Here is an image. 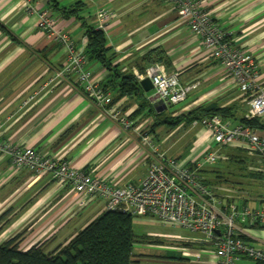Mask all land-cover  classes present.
Instances as JSON below:
<instances>
[{
    "label": "crops",
    "instance_id": "0c3cea01",
    "mask_svg": "<svg viewBox=\"0 0 264 264\" xmlns=\"http://www.w3.org/2000/svg\"><path fill=\"white\" fill-rule=\"evenodd\" d=\"M30 1L34 10L26 12L22 0H0V22L6 27V31L0 28L1 141L34 147L44 155L67 160L118 185L139 182L158 153L195 164L207 151L216 148L210 130L198 121L188 126L162 125L152 130L150 111H171L172 106L164 108L159 104L157 109L154 88L146 91L142 87L144 94L139 99L134 95L123 96L115 103L97 105L83 92L76 73L56 77L55 72L66 58V49L39 26L40 12L50 11L57 18L58 27L86 51L84 26L75 17L67 19L55 14L48 0ZM82 1L86 3L82 14L94 26L99 9L116 12L106 34L115 52L113 65H118L122 74L132 72L138 78L137 73H143L141 58L159 47L170 65L158 63L168 70H177L182 85L195 84L181 106L172 110L174 115L206 104L225 107L235 103L241 109L237 115H243L247 107L244 94L172 4L163 0ZM196 1L223 28L234 46L254 55L264 81V0ZM86 67L113 100L118 94L113 84L114 71L89 56ZM143 97L148 104L140 103ZM141 104V111L136 112ZM233 150L232 144L224 146L220 157L228 159ZM214 189L230 192L224 186ZM91 203L96 204L86 212L91 216L83 217L86 207L80 209L77 194L69 186L60 187L50 175L17 168L8 156H0V216L4 214L1 225L9 219L15 230L30 226L21 244L32 243L42 236L40 241L48 250L64 244L96 217V212L105 210L102 201ZM187 248L191 256L185 252ZM206 249L199 260L196 247L184 245L182 252L193 258L194 264H210L213 255ZM136 260L139 261L136 264H143Z\"/></svg>",
    "mask_w": 264,
    "mask_h": 264
},
{
    "label": "built area",
    "instance_id": "2783aa9c",
    "mask_svg": "<svg viewBox=\"0 0 264 264\" xmlns=\"http://www.w3.org/2000/svg\"><path fill=\"white\" fill-rule=\"evenodd\" d=\"M22 1L26 12L34 10L30 0ZM163 1L175 7L180 18L202 38L203 45L228 71L231 81L242 91L247 102L245 117H264V81L261 80L259 64L254 55L234 46L223 28L196 0ZM115 16L116 12L111 9H99L96 27L106 32ZM39 17V26L57 38L66 49V58L55 76L64 78L68 72H74L78 83L83 86V92L93 102L97 105L111 103L110 92L100 85L86 67V51L76 45L68 32L58 27V20L50 11L40 12ZM137 76L141 80L149 77L154 85L155 96L167 106L186 100L189 91L195 86L182 85L179 72L168 70L160 63L151 65L145 72L137 73ZM200 123L210 130L212 141L216 144L215 149L206 152L202 161L188 164L158 153L139 182L122 185L93 175L85 168L75 167L67 160L44 155L34 147H22L11 141L0 140V156H8L17 168L26 167L36 175H50L60 187L69 186L77 194L80 209L99 200L104 203L106 210L151 216L163 223L201 233V238L188 241L198 249V260L207 248L206 251L213 255L210 264H239L244 257L253 260L254 264L257 261L264 262V239L255 235L264 229V196L230 195V192L216 191L199 174L204 166L216 163L220 150L230 144L243 145L264 163V134L239 122H227L218 114ZM169 236L184 240L180 235ZM253 241H258V244ZM185 251L189 253L188 248Z\"/></svg>",
    "mask_w": 264,
    "mask_h": 264
},
{
    "label": "trees",
    "instance_id": "16d2710c",
    "mask_svg": "<svg viewBox=\"0 0 264 264\" xmlns=\"http://www.w3.org/2000/svg\"><path fill=\"white\" fill-rule=\"evenodd\" d=\"M48 4L50 8L55 10L57 15L67 19L75 17L81 20L88 41L87 56L114 71L113 84L118 88V94L116 93L112 102H117L123 96L134 95L138 99L141 98L144 92L140 79L132 72L122 74L118 70V65H113L115 52L112 46L108 44L106 32L88 23L82 14L86 3L82 0H76L70 4L63 3V0H48ZM0 28L6 31V27L1 22ZM141 61L143 66L140 67V70L142 72H145L148 66L150 67L158 62L170 65L167 55L159 47L146 53ZM140 103L148 104L149 101L143 97ZM142 107L141 104L136 112L141 111ZM238 112H241L238 103L225 107L206 104L175 115L169 110L162 112L151 110V129L155 130L162 125L175 128L181 123L188 126L194 121L200 123L203 119L218 114L223 116L227 122L235 119L240 124L250 126L264 134V117L247 118L245 117V111H243L242 116H238ZM237 151H239L238 154H236ZM237 151L230 153L231 163L234 161V163L245 165L247 156L244 153L247 150L242 147L238 148ZM203 171L205 169L202 168L199 173L206 176ZM252 174L253 178H264L263 172L251 171L250 178H252ZM204 181L210 186L214 182L207 177H204ZM261 190H264V188ZM254 192H256V195H253L255 197L264 196V191ZM133 216L119 210L105 209L89 221L70 240L52 250H48L44 243H35L26 249L21 248L25 233L23 231L19 232L6 240L0 241V264H136L133 258L135 242ZM3 217L4 214L0 216V234L4 230V226L1 225ZM255 264H264V262L257 261Z\"/></svg>",
    "mask_w": 264,
    "mask_h": 264
},
{
    "label": "rangeland",
    "instance_id": "374dc122",
    "mask_svg": "<svg viewBox=\"0 0 264 264\" xmlns=\"http://www.w3.org/2000/svg\"><path fill=\"white\" fill-rule=\"evenodd\" d=\"M181 104L182 102L179 104H174L172 106L170 105L171 107L169 109H171L172 111L175 108L180 107ZM242 147L244 146L241 144H234V146L232 145V148L236 151L238 148ZM242 152L244 153V151ZM238 153L239 151L236 152V154ZM244 154L247 156V162L245 165L234 163V161H232L231 163L230 156L228 159H225L221 158L220 156L222 154H220V156L218 157L219 160H217L216 163L204 166L203 169H205V171H203V173L207 176V178H209V180L214 181L212 183L213 185L211 184V186H224L230 190V195L236 194L253 196L256 195V192L254 191H264L261 190L264 188V178H253V174L252 178H250L251 171L264 173L263 161L259 157L250 154L248 150ZM221 192H224V190ZM225 192H227V190H225ZM95 205V203H91L86 207L84 213L88 212ZM99 208L100 207H98V209ZM101 212L102 210L98 211V213L96 212L95 216H97ZM89 216L91 215H89V213H86L83 217L89 218ZM12 222L13 221H10L8 219L4 223H2V225L4 226V230L1 232L0 237L2 238V240H6L23 231L25 233L23 236L24 240L30 226H22L18 230H15L12 229ZM133 231L135 233V242L133 249L135 257L134 260L136 262H139L138 260H136V258H138L143 264H194V262H192L193 258L190 257L191 254L188 253V255L190 256L186 257L182 252V247L185 245L186 247L192 248L193 246L191 245V242H188L189 240L193 239L190 237L200 238L203 236L199 232H193L181 226L163 223L155 217L142 215L133 216ZM164 233H178L185 237L184 240H179L174 237H167L164 235ZM46 234L48 235V232ZM255 235L261 239H264V229L262 233H257ZM41 238H43V236L38 238L39 240L35 239V241L33 242L42 243L40 241ZM253 242L254 244H258L255 241ZM32 243L23 242V244H21V248L27 247L30 244L33 245ZM51 248L52 247L50 246L49 249ZM239 264H254V261L244 257L239 262Z\"/></svg>",
    "mask_w": 264,
    "mask_h": 264
},
{
    "label": "water",
    "instance_id": "95a60500",
    "mask_svg": "<svg viewBox=\"0 0 264 264\" xmlns=\"http://www.w3.org/2000/svg\"><path fill=\"white\" fill-rule=\"evenodd\" d=\"M140 83L146 91H150L154 88V85L149 77L140 80ZM153 99L155 101V104L157 105V109L159 104H162V107L167 106L162 99H158L156 96H154Z\"/></svg>",
    "mask_w": 264,
    "mask_h": 264
}]
</instances>
